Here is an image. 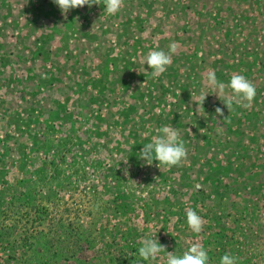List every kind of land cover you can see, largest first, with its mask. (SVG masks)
Returning <instances> with one entry per match:
<instances>
[{
	"label": "rangeland",
	"instance_id": "374dc122",
	"mask_svg": "<svg viewBox=\"0 0 264 264\" xmlns=\"http://www.w3.org/2000/svg\"><path fill=\"white\" fill-rule=\"evenodd\" d=\"M49 2L0 0V264H166L167 251L182 255L194 243L208 251L211 264L226 253L239 257L238 264H264V124L257 107L264 101V75L250 74L249 62H240L239 73L257 89L248 125L246 109L234 104L235 120L199 117L203 122L193 132L187 117L152 116L151 107L168 94L155 87L171 77L153 78L145 64L155 46L165 51V43L176 42L171 66L185 70V77L174 75L173 83L196 81L186 72L199 67L213 68L228 83L237 61L205 60L203 66L185 59L197 41L198 12L241 5L248 13L235 8L237 15L256 18L264 16V0H124L115 15L106 13L104 0L66 14L49 10ZM87 19L95 43L89 58L83 54ZM29 28L35 38L48 35L62 44L56 61L73 74L64 90L47 91L46 102L64 103L55 122L49 116L55 106L37 107L44 100L36 91L37 74L5 58L18 53L14 41L23 44ZM106 52L118 58L107 61ZM107 66L121 72L108 76ZM207 75L206 99L226 114L224 97L207 85ZM164 125L179 129L186 143L189 155L181 166L148 165L138 157ZM187 209L203 217L201 233L189 228ZM143 236L166 251L143 261Z\"/></svg>",
	"mask_w": 264,
	"mask_h": 264
},
{
	"label": "crops",
	"instance_id": "0c3cea01",
	"mask_svg": "<svg viewBox=\"0 0 264 264\" xmlns=\"http://www.w3.org/2000/svg\"><path fill=\"white\" fill-rule=\"evenodd\" d=\"M51 3V4H50ZM49 10L58 11L59 7L53 3V0L49 2V4L45 5ZM44 5H38L36 6L39 10H45ZM218 5L211 7L208 12L207 7L201 8V10L198 12V18H197V30L193 32V36H197V41L193 44L191 47V51L188 52V56L185 58L187 60H198L200 64L203 66H206V64H203V61H219V60H229V61H237L238 63H231L233 65V73H239V70H243V66H241L240 62L248 61L249 65L246 66V68H249L250 74L252 75H264V16H257L256 18H253V13L251 14H236L235 8H240V11L245 12L248 7H242L241 5L238 6H231L228 8L226 5H219V8H217ZM23 8V7H22ZM234 8V9H232ZM259 8V7H255ZM11 10V9H10ZM254 11V9H250L249 12ZM209 15H208V13ZM213 13V16H212ZM245 13H248L245 12ZM207 18V19H206ZM246 18V19H245ZM82 22V21H81ZM84 26L87 29H90L85 34L84 41L86 43L85 48L83 49V54L85 58H89V48H92V46L95 44L94 40L90 38L92 36V25L87 20L84 21ZM76 24H80L78 20L75 21ZM188 23V22H187ZM34 25V23H32ZM141 24L136 25L134 27L138 28ZM32 28H29V31L27 30L24 33V43L23 44H17L18 42L14 41L17 52L18 53H12L11 55L5 56L6 59L12 60L13 63L15 61L20 60L22 71L25 70L27 74L29 73H36L38 77L39 83H37V92L39 94V97L43 96L44 100L37 105L39 108H45V106H50L49 99L47 102L45 99L48 97L47 91L50 90H64L67 81H69L71 78L68 76L73 75L71 71L69 72V69L64 68L63 65L65 64H59L56 60L60 59L59 52L60 48H62V44L58 43L57 41H49L48 35L43 36L41 38H35L33 35ZM35 31V30H34ZM43 35H46L44 33ZM120 36V34H118ZM168 35V34H167ZM158 36V35H157ZM166 36V35H165ZM23 39V38H22ZM43 41L41 42L40 41ZM167 40V37L164 39V41ZM156 41V40H155ZM140 47L144 46L145 44H142L140 42ZM183 44V41L181 42V45ZM156 45V44H155ZM157 46L154 47L155 50ZM22 48V52L19 53V49ZM162 48V47H161ZM165 51L167 52L169 50V46L165 43L164 45ZM82 50V49H81ZM117 50L116 52H118ZM65 54V61L67 62L68 58H71L68 56V52ZM120 57H124L123 53L119 52ZM3 55V53H2ZM118 54L116 53L115 59ZM55 57V58H54ZM113 56L111 52H106L105 55L102 56V58H105L107 61H110ZM176 57L173 55L172 60L174 61ZM182 59V57H181ZM180 58H177V61H179L180 68L182 67V61ZM64 62V61H63ZM173 63V62H172ZM210 64V63H209ZM112 65V64H111ZM201 65V66H202ZM244 65V64H242ZM245 66V65H244ZM203 68V67H202ZM106 73L107 75L111 74H117L120 73V69L115 68L113 71H111L110 67H106ZM195 70V69H194ZM210 72L216 73V71L213 68H209L206 71H202L200 67L196 69L195 71H188L186 72V76L189 78L191 76L196 77V81L189 80V83H184V80L180 83H173L174 82V75L177 76H183L185 77V70H173L172 66L167 68V71L164 77H168L169 80H166L165 78H160V82L157 84L155 88L158 89L160 92H168L167 96H165L163 104L152 108L154 109V112H151L152 116L157 117H175V119H178V116L183 117L184 120L185 117L189 119V124L191 127H189V130H193V132L196 131L195 128L198 126L197 123H201L199 117L203 116H209L211 117V122H215L214 118L216 117L215 109L217 107L222 108L220 106V103H215L214 101H211V99H205L203 107L201 100V92L203 91L205 94L207 92L206 85L204 82L205 79V73L208 74ZM221 74L222 71H220ZM102 75H104V70L101 71ZM218 75H220L218 73ZM159 79V78H158ZM165 79V80H164ZM173 79V80H172ZM167 81V82H164ZM173 81V82H172ZM89 83H87L88 85ZM121 86L124 85V83L120 82ZM91 86V84H89ZM69 86V85H68ZM71 86V85H70ZM102 85L103 90L106 89V86ZM137 86V85H136ZM135 86V87H136ZM90 88V87H86ZM88 90V89H86ZM136 90V88H135ZM150 90H153L151 88ZM207 98V97H206ZM53 101V100H52ZM51 101V103H52ZM46 104V105H45ZM64 104L62 101L61 103L57 101L51 106H55V112L50 113V118H53V121L55 122L57 120V117L61 116V105ZM198 106L200 107L199 112H197ZM252 106V105H251ZM255 106V105H253ZM249 107L246 109V113L242 115L243 118H245V125H248L249 120L254 119V115L251 114L255 113L254 107ZM262 107L261 114L258 115L260 118L259 123L264 124V101H262L257 107ZM223 109V108H222ZM241 109V107H239ZM187 110V111H186ZM41 111V110H39ZM42 113V111H41ZM228 114V115H226ZM225 117H229V120H235L237 117H234L233 114L229 113L228 110H226ZM47 115L42 113L41 118H45ZM48 117V116H47ZM222 124L224 123L223 120H221ZM227 123V121H226ZM195 125V126H194ZM195 127V128H194ZM223 131V130H222ZM246 133H251V136H254V131L252 129L248 130V128L245 129ZM24 133V132H21Z\"/></svg>",
	"mask_w": 264,
	"mask_h": 264
},
{
	"label": "clouds",
	"instance_id": "9594fccd",
	"mask_svg": "<svg viewBox=\"0 0 264 264\" xmlns=\"http://www.w3.org/2000/svg\"><path fill=\"white\" fill-rule=\"evenodd\" d=\"M62 13L66 14L71 9L83 8L84 6L92 7L98 4L97 0H53ZM105 11L108 15L117 14L124 6V0H104ZM179 45L173 42L169 45V50H153L145 57V64L151 69L153 78H158L167 71L171 66L172 57L178 51ZM207 85L217 92V96L221 99L228 112L231 113L233 105L237 107L249 108L257 95L256 85L252 80L240 73H233L228 83L218 80L214 72L207 75ZM142 86V85H141ZM231 90L230 93L227 90ZM207 95L202 91L201 100L204 101ZM200 107L198 106L197 112ZM217 117H224L223 120H229L225 117L222 108L215 109ZM189 151L185 141L181 138L179 129L172 125H164L157 130V135L153 136L151 142L144 145L138 153L139 159L152 165L157 161L159 165L168 168L181 166L188 159ZM135 182V181H134ZM200 188L199 185L196 186ZM187 224L193 233L199 234L203 231L204 220L195 210L187 209ZM141 246L138 249V255L143 261L156 260L162 252L166 251V247L161 245L157 239L150 236H143L140 239ZM239 257L230 253L224 254L220 259V264H238ZM166 264H211L208 251L199 243L192 244L188 250L182 255L175 252L167 251Z\"/></svg>",
	"mask_w": 264,
	"mask_h": 264
}]
</instances>
